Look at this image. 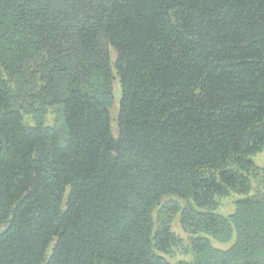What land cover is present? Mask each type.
Returning <instances> with one entry per match:
<instances>
[{"label": "trees", "instance_id": "16d2710c", "mask_svg": "<svg viewBox=\"0 0 264 264\" xmlns=\"http://www.w3.org/2000/svg\"><path fill=\"white\" fill-rule=\"evenodd\" d=\"M263 149L264 0H0V264H264Z\"/></svg>", "mask_w": 264, "mask_h": 264}, {"label": "rangeland", "instance_id": "374dc122", "mask_svg": "<svg viewBox=\"0 0 264 264\" xmlns=\"http://www.w3.org/2000/svg\"><path fill=\"white\" fill-rule=\"evenodd\" d=\"M115 57V54L113 53V59ZM113 88H114V105L111 109V119H112V126H113V131L116 132V113H117V108H118V99L120 98V88H119V84L118 81H115L113 84ZM255 163L261 167L264 166V149L263 151L257 155L255 157ZM235 197H229L227 199H224L221 201L220 204V208H219V212H221L222 214L226 215L232 212L233 210V201H234ZM173 230L181 237V238H185V234L184 232L180 229V226L178 224V221L176 220L175 223L173 224ZM216 245V244H215ZM219 248H225L226 245H222V244H217L216 245ZM181 258V256L179 255L178 257L172 259L171 263L172 264H177V262L179 261V259Z\"/></svg>", "mask_w": 264, "mask_h": 264}]
</instances>
